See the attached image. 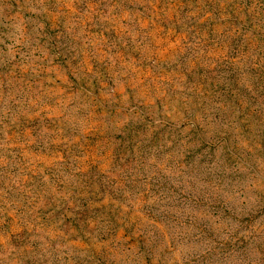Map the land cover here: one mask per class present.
Listing matches in <instances>:
<instances>
[{"label": "rangeland", "instance_id": "obj_1", "mask_svg": "<svg viewBox=\"0 0 264 264\" xmlns=\"http://www.w3.org/2000/svg\"><path fill=\"white\" fill-rule=\"evenodd\" d=\"M227 2L0 0V264H264V32Z\"/></svg>", "mask_w": 264, "mask_h": 264}, {"label": "trees", "instance_id": "obj_2", "mask_svg": "<svg viewBox=\"0 0 264 264\" xmlns=\"http://www.w3.org/2000/svg\"><path fill=\"white\" fill-rule=\"evenodd\" d=\"M224 8L226 13L220 14L217 9H213L207 19H211L214 16L217 17L218 19L214 18L215 21L233 31L234 41L241 38V32L239 33V30L243 32V30H249V28L253 30L255 28L256 30L259 29V32H264V0H229ZM225 104L226 102L220 108V111L223 113L222 116L225 114ZM216 115L219 116V113ZM193 123L194 126L200 125L196 120ZM232 129L228 125L223 124L219 130L226 131L227 138H229L232 135ZM228 140L225 142L226 145L230 144ZM110 219L113 222L116 221L114 216Z\"/></svg>", "mask_w": 264, "mask_h": 264}]
</instances>
